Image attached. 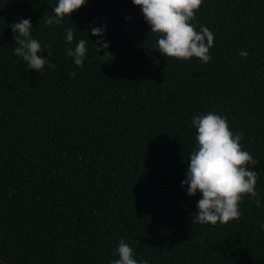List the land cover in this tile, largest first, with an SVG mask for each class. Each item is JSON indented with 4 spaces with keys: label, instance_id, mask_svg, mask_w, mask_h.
Instances as JSON below:
<instances>
[{
    "label": "trees",
    "instance_id": "obj_1",
    "mask_svg": "<svg viewBox=\"0 0 264 264\" xmlns=\"http://www.w3.org/2000/svg\"><path fill=\"white\" fill-rule=\"evenodd\" d=\"M57 3L0 0L1 264H110L121 239L149 264H264V0H203L196 30L215 37L207 64L162 56L131 0H88L60 26L40 22ZM21 18L54 49L55 71L14 54L9 26ZM90 25H106L113 60ZM80 39L82 68L67 56ZM208 112L226 116L257 161L260 206L245 196L223 226L193 224L201 197L181 186L192 118Z\"/></svg>",
    "mask_w": 264,
    "mask_h": 264
},
{
    "label": "clouds",
    "instance_id": "obj_2",
    "mask_svg": "<svg viewBox=\"0 0 264 264\" xmlns=\"http://www.w3.org/2000/svg\"><path fill=\"white\" fill-rule=\"evenodd\" d=\"M88 0H58L53 8L54 15H44L43 22L47 26L62 25L65 17L80 10ZM132 4L141 9L145 22L150 26V33L157 35L158 39L153 44L162 56L180 61L198 58L207 64L212 60L210 49L214 44V34L201 25L196 30L197 16L203 0H131ZM130 20L131 17H126ZM39 22V23H40ZM15 42L14 54L22 58L28 69L42 71L48 65L53 71L57 65L51 63L53 48L51 45L42 47L41 43L32 36L33 27L30 19L21 18L19 22L10 25ZM91 34L101 37L94 45L99 53L104 51L102 59H114L108 49L110 44L103 39L106 25L92 27ZM66 43L72 44L74 29H64ZM87 33V30L85 31ZM87 39H80L75 47H69L67 56L73 59L74 65L82 68L86 53ZM48 52V58L41 55ZM242 58H247L249 53L241 50L238 53ZM166 70V69H165ZM70 78L76 76L73 71ZM192 126L196 131V147L190 154V163L187 167L186 179L181 186L186 187L187 195L194 197L200 194L196 203L197 212L193 214V224L217 223L226 225L230 221L238 220L242 215L240 203L245 196L255 201L257 199L256 184L258 172L253 170L257 161L244 150L241 141L243 135L233 133L229 127L226 116L208 112L192 118ZM251 166V170H250ZM264 230V223L260 225ZM118 259L111 260L110 264H149L148 260L138 262L130 245L123 239L120 240L115 250Z\"/></svg>",
    "mask_w": 264,
    "mask_h": 264
},
{
    "label": "rangeland",
    "instance_id": "obj_3",
    "mask_svg": "<svg viewBox=\"0 0 264 264\" xmlns=\"http://www.w3.org/2000/svg\"><path fill=\"white\" fill-rule=\"evenodd\" d=\"M0 264H1V262H0Z\"/></svg>",
    "mask_w": 264,
    "mask_h": 264
}]
</instances>
